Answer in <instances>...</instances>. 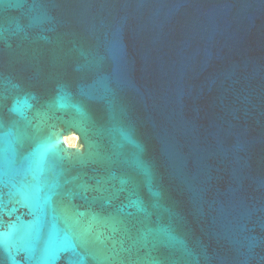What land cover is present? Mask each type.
Here are the masks:
<instances>
[{"label":"water","instance_id":"1","mask_svg":"<svg viewBox=\"0 0 264 264\" xmlns=\"http://www.w3.org/2000/svg\"><path fill=\"white\" fill-rule=\"evenodd\" d=\"M0 233V264H264V0H0Z\"/></svg>","mask_w":264,"mask_h":264},{"label":"rangeland","instance_id":"2","mask_svg":"<svg viewBox=\"0 0 264 264\" xmlns=\"http://www.w3.org/2000/svg\"><path fill=\"white\" fill-rule=\"evenodd\" d=\"M68 136H69V139H68V143L67 144L68 145H74L76 143V135L71 134V135H68ZM68 136H66V137H68Z\"/></svg>","mask_w":264,"mask_h":264},{"label":"snow or ice","instance_id":"3","mask_svg":"<svg viewBox=\"0 0 264 264\" xmlns=\"http://www.w3.org/2000/svg\"><path fill=\"white\" fill-rule=\"evenodd\" d=\"M3 236H5L4 233H0V238H2ZM13 264H18V262H16L15 260L13 261Z\"/></svg>","mask_w":264,"mask_h":264},{"label":"bare ground","instance_id":"4","mask_svg":"<svg viewBox=\"0 0 264 264\" xmlns=\"http://www.w3.org/2000/svg\"><path fill=\"white\" fill-rule=\"evenodd\" d=\"M69 136L65 138L66 142L68 143Z\"/></svg>","mask_w":264,"mask_h":264}]
</instances>
